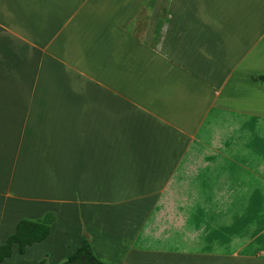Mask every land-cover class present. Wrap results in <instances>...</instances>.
Returning a JSON list of instances; mask_svg holds the SVG:
<instances>
[{"label": "crops", "instance_id": "obj_1", "mask_svg": "<svg viewBox=\"0 0 264 264\" xmlns=\"http://www.w3.org/2000/svg\"><path fill=\"white\" fill-rule=\"evenodd\" d=\"M259 76L264 0H0V244L51 211L37 264L264 257Z\"/></svg>", "mask_w": 264, "mask_h": 264}, {"label": "trees", "instance_id": "obj_2", "mask_svg": "<svg viewBox=\"0 0 264 264\" xmlns=\"http://www.w3.org/2000/svg\"><path fill=\"white\" fill-rule=\"evenodd\" d=\"M264 81V76H259ZM55 220V215L47 211L37 219L21 218L17 221L14 231L0 244V264L10 257L13 246L16 245L19 253H24L26 248L36 242L44 240L49 232L50 225ZM41 264H106L98 260L91 248L86 235H82L80 245L66 260L59 263H49L45 260Z\"/></svg>", "mask_w": 264, "mask_h": 264}, {"label": "rangeland", "instance_id": "obj_3", "mask_svg": "<svg viewBox=\"0 0 264 264\" xmlns=\"http://www.w3.org/2000/svg\"><path fill=\"white\" fill-rule=\"evenodd\" d=\"M59 246L64 252L68 251L70 248H73L72 244H65L64 238L61 239V243L59 244ZM40 255L41 251L39 250V248L32 247L29 248V250L24 254H19L17 251L15 253H12V255L8 257L7 260L12 264H37L36 262L39 260L38 258ZM241 264H264V257L255 258L253 260L247 259L246 261L242 260Z\"/></svg>", "mask_w": 264, "mask_h": 264}]
</instances>
